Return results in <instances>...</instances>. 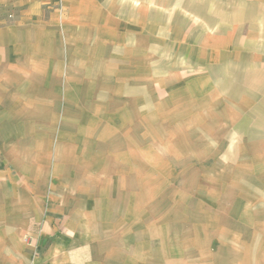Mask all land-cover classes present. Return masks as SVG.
Masks as SVG:
<instances>
[{"label": "crops", "instance_id": "1", "mask_svg": "<svg viewBox=\"0 0 264 264\" xmlns=\"http://www.w3.org/2000/svg\"><path fill=\"white\" fill-rule=\"evenodd\" d=\"M205 218L264 264V0H0V264L166 263Z\"/></svg>", "mask_w": 264, "mask_h": 264}, {"label": "rangeland", "instance_id": "2", "mask_svg": "<svg viewBox=\"0 0 264 264\" xmlns=\"http://www.w3.org/2000/svg\"><path fill=\"white\" fill-rule=\"evenodd\" d=\"M216 171L215 172H211V173H201L198 176V180H194V181H185V183H191V182H196V187L195 189L192 191L194 195L198 196L200 199L203 200L204 203H207V199L210 198L211 200L213 199L212 197H215L216 199L223 197L226 193L225 190L223 189V182H221L220 180V164H216L215 166ZM187 175L186 177L189 176V178H193L197 177V175L192 174V173H188L185 174ZM184 183V184H185ZM186 186V185H185ZM199 186V187H197ZM183 190L185 192L187 191H191L190 189H185L183 188ZM161 191H165V189H153L152 190V195H153V203L158 204L155 199H157L158 197L155 196H160L161 195ZM167 195L169 196V191L166 190ZM245 190H240V189H233L232 193L230 194L232 199H237L236 196H240L244 199L249 198V193ZM171 196H175V192H172ZM172 202V201H171ZM173 205V206H172ZM155 205H153L152 207H154ZM212 207L215 206L216 208V212L218 209V201H216V205L211 204ZM233 208H236L237 205L234 206V204L232 205ZM159 205H156L155 208L159 209ZM174 208L175 210V204L172 202L169 203V208ZM207 207V206H205ZM172 212V216H167L166 218L164 217L163 219H168L167 223L171 224L169 227L171 228H181V226L177 223V221L174 220V216H175V212L173 211H169L168 214H170ZM159 210H154L153 208V218L156 219L155 224L157 226H155V228L160 227V223L161 222L160 219H158L161 216L165 215V212H161L160 214ZM235 213V212H233ZM206 217V215H205ZM166 221V220H165ZM209 220H206V218L204 219L201 226H199V228L192 226L191 223H187L183 226L182 229V233L183 235L181 236V229L177 230L180 231L178 233L179 236H173V237H169V240L166 242L169 245H176L177 244V248L178 250L175 252H172L169 254V259L168 262L164 263L163 262V258L162 261L160 260V252H154L152 254V259L150 264H227L230 256L232 257V262L233 264H241V257L245 254H241V253H224V252H220V253H215V252H210L207 251V248H209L207 246V240H208V236H207V231L208 229L204 230L202 229L203 226H207ZM229 221H226V225H224L225 227L227 226L226 232H228V229L231 227V232H230V239L232 240L233 243L235 242V239L237 240H241V238H245L246 235H249L248 230L245 228L246 226L244 225L249 224L250 222H239L237 220H232L230 223L231 226H229ZM212 223V222H211ZM214 223V222H213ZM164 224V223H163ZM165 225V224H164ZM215 227L216 229H220L221 231L223 230V225L222 222L219 221L218 219H216L215 221ZM171 228L169 230H171ZM223 232V231H222ZM195 234V236H193ZM251 237V236H250ZM215 238V237H214ZM227 239H229V237H226ZM216 239H218V237H216ZM246 239H249V237H246ZM184 241V244H183ZM195 244V246H194ZM209 244V243H208ZM179 245H184L182 247H179ZM158 246V244L156 245ZM176 247V246H175ZM184 249V250H183ZM256 255V254H253ZM258 256L261 257V260L264 261V253H260L257 254Z\"/></svg>", "mask_w": 264, "mask_h": 264}]
</instances>
